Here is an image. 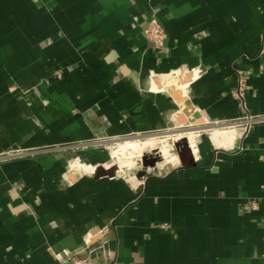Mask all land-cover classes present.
Returning a JSON list of instances; mask_svg holds the SVG:
<instances>
[{
    "label": "crops",
    "instance_id": "0c3cea01",
    "mask_svg": "<svg viewBox=\"0 0 264 264\" xmlns=\"http://www.w3.org/2000/svg\"><path fill=\"white\" fill-rule=\"evenodd\" d=\"M263 37L264 0H0V264H72L88 248L95 264H264ZM179 72L185 105L159 89ZM247 115L261 121L245 130ZM187 132L191 166L174 147L186 137L177 160L113 162L126 140Z\"/></svg>",
    "mask_w": 264,
    "mask_h": 264
},
{
    "label": "bare ground",
    "instance_id": "6f19581e",
    "mask_svg": "<svg viewBox=\"0 0 264 264\" xmlns=\"http://www.w3.org/2000/svg\"><path fill=\"white\" fill-rule=\"evenodd\" d=\"M160 79L162 80L163 84L159 86V89H161L163 91H172V93H174V94L180 93L181 96H179L178 98L180 99L181 103H183V105H185V103L182 102L184 97H185V95L187 94V93L185 94V86H186V83H187L185 74H181V72H179V73H176V74H173V75L163 76ZM222 131H225V130H222ZM227 132H228V130L225 131V132H220V131H217V130L212 132L211 133V137H212L213 141L215 142V144L221 145L222 142H223L222 140L226 139V137L228 136ZM197 136H198V134L196 132H187V133H184V134L181 133V134H177L176 136H169V135L168 136H163L161 138V141H162L163 145H162V148L160 149L162 157H164L166 162H171V161L177 160V155H175V156L171 155L170 156V154H171V146L173 147V143L175 141H178V140L182 139L183 137H186L188 139L190 146L193 148V150L195 152H197ZM134 139L133 140H126L123 143L118 144L116 149L112 151V156L115 158L116 162L118 163V164L116 163V166L119 169V171H123V170H126V169L127 170L138 169V167L141 166L142 163H143V155L146 152V150H149V149L153 150L154 149L155 142H154L153 138L152 139L148 138V140H146L144 142L140 141L139 139H137V140H134ZM227 148H228V146H227ZM137 152H138L139 155H137L135 161H125L124 162V160H123L124 157L129 156V158L130 157L132 158L134 156V154L137 153ZM70 167L72 169L75 168L78 171V173L79 172L82 173V174L88 173V175L89 174H93L94 175V174H96V171L98 170V167H93V166L91 167V166H88V165L83 164V163L81 164L80 162L77 163V161L72 162ZM105 169L108 172H110V168L108 166H106Z\"/></svg>",
    "mask_w": 264,
    "mask_h": 264
},
{
    "label": "built area",
    "instance_id": "2783aa9c",
    "mask_svg": "<svg viewBox=\"0 0 264 264\" xmlns=\"http://www.w3.org/2000/svg\"><path fill=\"white\" fill-rule=\"evenodd\" d=\"M146 37L147 39L154 45L156 48H162L165 44V40L167 38L166 31L162 24L156 19L153 18L150 20L148 23L147 29H146ZM261 53H264V37L262 41V51ZM60 77L61 74H58ZM247 87V79L240 76L239 83H238V88L234 92L235 96L243 101V108L246 109L245 107V102H244V93L245 89ZM261 118L254 117L251 115H247L244 117L241 121L242 125L245 127V130H249L253 125L256 123L260 122ZM16 155L13 156H21L23 154L15 153ZM2 158H9V157H2ZM97 250L96 249H90L88 248L86 250V255L85 257H75L72 260V264H95L97 258H96Z\"/></svg>",
    "mask_w": 264,
    "mask_h": 264
},
{
    "label": "water",
    "instance_id": "95a60500",
    "mask_svg": "<svg viewBox=\"0 0 264 264\" xmlns=\"http://www.w3.org/2000/svg\"><path fill=\"white\" fill-rule=\"evenodd\" d=\"M179 159L183 166L192 165V149L190 147L188 139L184 138L180 142L175 144ZM105 175L113 176L112 172H108L103 166L98 167L96 171V177H101Z\"/></svg>",
    "mask_w": 264,
    "mask_h": 264
},
{
    "label": "rangeland",
    "instance_id": "374dc122",
    "mask_svg": "<svg viewBox=\"0 0 264 264\" xmlns=\"http://www.w3.org/2000/svg\"><path fill=\"white\" fill-rule=\"evenodd\" d=\"M154 142H155V146H154V148H160V149L162 148V145H163V144L161 143V141H154ZM115 149H116V148H113L112 151L115 150ZM112 151H110V152L112 153ZM137 155H138V152L135 153L134 156H133L132 158H131V157L129 158V156H127V157H124L123 160H124V162H125V161H135ZM112 158H113V162L116 164L117 162H116L115 158H114L113 156H112ZM77 163H78V162H77ZM71 164H72V163H71ZM117 164H118V163H117ZM69 168H70V165H69ZM105 168H106V167H105ZM71 169H72V168H70V170H71ZM71 171H72L73 173H77V172H78L75 168L72 169Z\"/></svg>",
    "mask_w": 264,
    "mask_h": 264
}]
</instances>
